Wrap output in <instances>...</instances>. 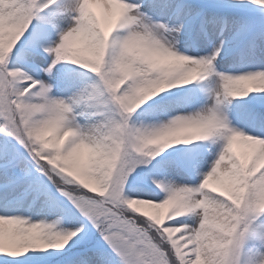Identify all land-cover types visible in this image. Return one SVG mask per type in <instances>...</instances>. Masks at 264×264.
<instances>
[{
    "label": "snow or ice",
    "instance_id": "obj_1",
    "mask_svg": "<svg viewBox=\"0 0 264 264\" xmlns=\"http://www.w3.org/2000/svg\"><path fill=\"white\" fill-rule=\"evenodd\" d=\"M0 264H264V0H0Z\"/></svg>",
    "mask_w": 264,
    "mask_h": 264
}]
</instances>
